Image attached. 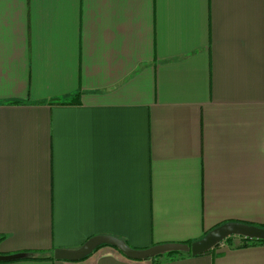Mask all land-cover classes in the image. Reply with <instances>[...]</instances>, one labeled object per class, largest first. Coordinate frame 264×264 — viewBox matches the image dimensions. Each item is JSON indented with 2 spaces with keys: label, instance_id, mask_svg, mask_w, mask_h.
Wrapping results in <instances>:
<instances>
[{
  "label": "crops",
  "instance_id": "1",
  "mask_svg": "<svg viewBox=\"0 0 264 264\" xmlns=\"http://www.w3.org/2000/svg\"><path fill=\"white\" fill-rule=\"evenodd\" d=\"M227 223L264 228V0H0V264H264L239 237L53 258Z\"/></svg>",
  "mask_w": 264,
  "mask_h": 264
},
{
  "label": "water",
  "instance_id": "2",
  "mask_svg": "<svg viewBox=\"0 0 264 264\" xmlns=\"http://www.w3.org/2000/svg\"><path fill=\"white\" fill-rule=\"evenodd\" d=\"M231 237L264 241V228L240 223H227L212 229L200 240L191 243L189 246L184 244H165L147 249H133L125 242L114 237L96 236L86 241L82 247L75 251H54L53 258L57 261L77 262L85 259L101 246L115 248L124 257L134 261L152 260L169 253H184L191 256H199L209 252ZM25 257V254L0 256V262H11Z\"/></svg>",
  "mask_w": 264,
  "mask_h": 264
},
{
  "label": "trees",
  "instance_id": "3",
  "mask_svg": "<svg viewBox=\"0 0 264 264\" xmlns=\"http://www.w3.org/2000/svg\"><path fill=\"white\" fill-rule=\"evenodd\" d=\"M75 102H71V104H74ZM221 226V225H220ZM263 228V227H260ZM231 238H227L224 242L227 241H231ZM234 239V238H233ZM239 239V243L237 244V247H248L251 245H255V244H263L264 241H259V240H248V239H243V238H238ZM184 245H191V243H183ZM102 247V246H101ZM31 256V258L33 259H51L48 257H41L40 255L36 254V253H30L29 254ZM167 258H178V257H184V256H190L189 254H184V253H169L165 255ZM158 258V257H157ZM155 258V259H157ZM160 258V257H159ZM154 260V259H152Z\"/></svg>",
  "mask_w": 264,
  "mask_h": 264
},
{
  "label": "rangeland",
  "instance_id": "4",
  "mask_svg": "<svg viewBox=\"0 0 264 264\" xmlns=\"http://www.w3.org/2000/svg\"><path fill=\"white\" fill-rule=\"evenodd\" d=\"M166 257V256H165Z\"/></svg>",
  "mask_w": 264,
  "mask_h": 264
}]
</instances>
